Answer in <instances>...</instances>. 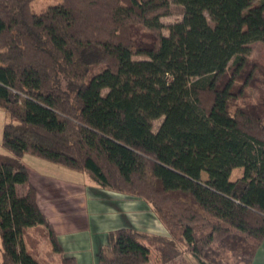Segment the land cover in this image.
<instances>
[{"label": "trees", "instance_id": "1", "mask_svg": "<svg viewBox=\"0 0 264 264\" xmlns=\"http://www.w3.org/2000/svg\"><path fill=\"white\" fill-rule=\"evenodd\" d=\"M31 2L0 0V264H38L25 242L36 226L60 252L25 154L143 201L168 231H112L97 264H147L145 242L162 264H186L183 253L252 264L264 240V61L249 55L264 46V0H173L182 19L168 37L170 0H60L39 14Z\"/></svg>", "mask_w": 264, "mask_h": 264}, {"label": "crops", "instance_id": "2", "mask_svg": "<svg viewBox=\"0 0 264 264\" xmlns=\"http://www.w3.org/2000/svg\"><path fill=\"white\" fill-rule=\"evenodd\" d=\"M239 170L237 168L231 172L230 181L234 182L241 178L242 172L240 173ZM27 171L29 182L36 191L38 206L48 219L60 247V252H55L59 259L58 264H62L63 258L72 259L74 264H97L98 252L107 249L108 234L121 228H132L152 236H169L168 231L151 210L148 213L150 218L144 217L139 221L129 218L128 210L125 208L126 205L121 199H130V197L102 189L86 175L89 181L85 180L86 183L79 191L78 186L80 185H77L75 181H68L67 177H61L63 174L30 172L28 169ZM59 171L66 173L60 168ZM233 175H235V179L231 178ZM89 190L105 194L102 197H91L87 193ZM131 199V202L136 203L135 198ZM143 205L140 204L138 208H142ZM140 210L138 211L140 212ZM156 221L158 224H156ZM150 229H156V232L150 231ZM35 230H41L44 233L45 229L42 230L41 226L28 229L25 242L26 250L38 262L43 255V250L32 249L27 244L30 231ZM43 240L49 241L47 236ZM191 258L194 259L192 256ZM194 261L196 260L194 259ZM252 264H264V240L258 248Z\"/></svg>", "mask_w": 264, "mask_h": 264}, {"label": "rangeland", "instance_id": "3", "mask_svg": "<svg viewBox=\"0 0 264 264\" xmlns=\"http://www.w3.org/2000/svg\"><path fill=\"white\" fill-rule=\"evenodd\" d=\"M59 2H60V0H32V2L30 3V10L33 14H39L42 11H44L48 6L57 4ZM170 6H171L170 16L163 17L160 19V22L163 25L162 34L166 37L172 35V32L170 30V26L178 23L182 19V8L180 6H178L177 4H175L173 2V0H170ZM249 56L252 59H261L264 61V46L261 43L252 44ZM133 60H143V58L134 56ZM105 92H106V90L103 91V93H105ZM8 121L9 120H8V117L6 116V114L0 110V154L1 155H8V152L1 145L3 127L6 123H8ZM161 122H162V119L155 120L153 122L152 130L154 132L157 130V128L159 127ZM22 162L24 163V165L26 166V168L30 172L31 171H37V172L39 171V172H45V174H49V173L63 174V176H61V177H63V178L67 177L68 181H75L77 185H80V186H78L79 191L81 190L80 188L83 186V184L86 183V181L88 180V178L80 172H76V171H73V170H70L67 168L65 169L64 167L54 165V164L49 163V162H47L41 158L34 157V156H31L28 154H25L22 157ZM59 168L64 170L63 172H66V173H61V171H59ZM239 169L241 170V171L239 170V172L241 173L242 169L241 168H239ZM203 176L205 177V175H203ZM234 176L235 175H233V177H231V178L235 179ZM236 178H238V177H236ZM78 182H79V184H78ZM87 193L91 197H96V196L102 197L103 194H105V193L97 192L95 190L94 191L89 190ZM78 195H80V194H78ZM121 200H122V202H124V205H126L125 208H126V210H128L127 214L129 216V218H132V219L137 220V221H139L140 219H144V217L150 218L148 215V213L150 212V209H147L149 207L147 205H145V203L143 201L136 199L137 200L136 203H133V202H131L132 201L131 198L130 199L124 198V200L122 198ZM140 204H144L142 206V208L140 207V209H143V210H140L138 208L140 206ZM143 207L146 209L144 210ZM138 210H140V212ZM133 212H135V213H133ZM135 216H137V217L133 218ZM155 217H156V215H155ZM156 224H158V222ZM156 227H157V225H156ZM41 228H42V230H44L43 227H41ZM150 231L156 232V229H150ZM45 237H46V231L45 230H44V233L41 230L40 231L39 230L30 231V235H28V240H27L28 241L27 242L28 247H32V249L43 250V255L38 260L39 264H43V263H45V264H47V263L48 264H58V260H59L58 256L53 251L50 242L43 240ZM145 245L148 247L149 252H150L149 262L147 264H162L161 260H160V255L158 252L159 246L157 244L151 243V242H146ZM178 260H180L186 264H199L198 262L194 261V259H192L191 255H189L188 253H183L178 258Z\"/></svg>", "mask_w": 264, "mask_h": 264}]
</instances>
